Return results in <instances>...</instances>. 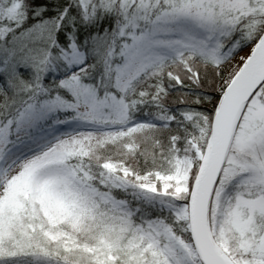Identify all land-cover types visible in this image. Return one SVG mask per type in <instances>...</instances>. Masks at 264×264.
<instances>
[{
  "label": "snow or ice",
  "instance_id": "snow-or-ice-1",
  "mask_svg": "<svg viewBox=\"0 0 264 264\" xmlns=\"http://www.w3.org/2000/svg\"><path fill=\"white\" fill-rule=\"evenodd\" d=\"M0 264H264V0H0Z\"/></svg>",
  "mask_w": 264,
  "mask_h": 264
}]
</instances>
